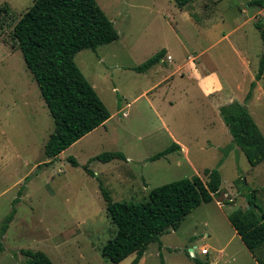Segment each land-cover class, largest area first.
Returning a JSON list of instances; mask_svg holds the SVG:
<instances>
[{
  "label": "rangeland",
  "instance_id": "obj_1",
  "mask_svg": "<svg viewBox=\"0 0 264 264\" xmlns=\"http://www.w3.org/2000/svg\"><path fill=\"white\" fill-rule=\"evenodd\" d=\"M35 1L0 0V231L15 210L0 264H23L22 249L55 264H113L101 250L115 226L100 183L113 201L140 203L161 185L207 181L204 171L220 162V193L151 244L142 264H258L228 215L249 208L252 192L264 213V163L252 166L233 144L220 109L245 105L264 134V75L246 100L264 53L256 28L264 7L251 6L261 0H194L184 9L173 0H97L120 38L75 61L111 118L53 161L45 145L54 119L13 36ZM163 49L164 64L133 70ZM173 143L181 150L150 161ZM117 151L127 159H94ZM204 245L209 255L191 256Z\"/></svg>",
  "mask_w": 264,
  "mask_h": 264
},
{
  "label": "trees",
  "instance_id": "obj_2",
  "mask_svg": "<svg viewBox=\"0 0 264 264\" xmlns=\"http://www.w3.org/2000/svg\"><path fill=\"white\" fill-rule=\"evenodd\" d=\"M173 1L184 9L194 0ZM253 4L264 7L263 0L251 6ZM256 28L264 43V24L257 22ZM13 36L54 119V130L45 145V155L53 161L111 118L109 109L75 58L85 49L96 50L118 41L120 36L97 0H36L15 25ZM166 53L165 49L161 50L133 70L148 73L155 66L164 64ZM263 75L264 53L247 101L253 97ZM220 113L232 135L233 144L244 152L248 162L254 167L263 164L264 134L248 108L232 102L221 107ZM180 150L181 146L173 143L151 157L150 161L167 158ZM94 159L108 163L127 158L117 151L102 153ZM72 163L77 165L75 160ZM221 164L204 171L207 181L194 176L161 185L140 203L115 202L104 184L100 183L107 214L115 226V234L101 249L105 260L120 264L135 255L132 264H139L151 244L159 242L170 231H177L198 207L213 202L222 186ZM86 171L91 174L88 167ZM22 193L23 189L19 195ZM249 206L246 210L240 208L230 213L228 220L256 262L264 264V213L254 192L249 197ZM14 214L15 210L3 224L0 240L6 235ZM1 245L0 241V252ZM20 253L25 258L23 264H55L43 251L22 249ZM195 260L197 264H209Z\"/></svg>",
  "mask_w": 264,
  "mask_h": 264
},
{
  "label": "built area",
  "instance_id": "obj_3",
  "mask_svg": "<svg viewBox=\"0 0 264 264\" xmlns=\"http://www.w3.org/2000/svg\"><path fill=\"white\" fill-rule=\"evenodd\" d=\"M189 252L192 257H196L197 253H201L202 255H207L209 253V248L202 247L200 250L190 249Z\"/></svg>",
  "mask_w": 264,
  "mask_h": 264
},
{
  "label": "crops",
  "instance_id": "obj_4",
  "mask_svg": "<svg viewBox=\"0 0 264 264\" xmlns=\"http://www.w3.org/2000/svg\"><path fill=\"white\" fill-rule=\"evenodd\" d=\"M236 232V231H235ZM237 233V232H236ZM238 235V234H237ZM203 247H205V245L203 246ZM208 247V246H207ZM209 252H210V250H209ZM202 255V254H201ZM207 255H209V253L207 254ZM207 255H203V256H207ZM144 261H145V255H144V257L142 258V260H141V262L139 263V264H142V263H144ZM257 263V262H256ZM209 264H211V263H209ZM212 264H216V262L214 261V263H212Z\"/></svg>",
  "mask_w": 264,
  "mask_h": 264
}]
</instances>
